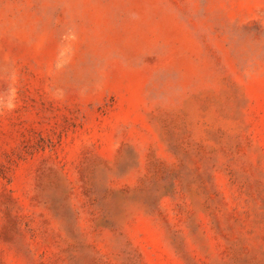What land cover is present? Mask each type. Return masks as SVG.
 I'll list each match as a JSON object with an SVG mask.
<instances>
[{"label":"rangeland","instance_id":"374dc122","mask_svg":"<svg viewBox=\"0 0 264 264\" xmlns=\"http://www.w3.org/2000/svg\"><path fill=\"white\" fill-rule=\"evenodd\" d=\"M0 264H264V0H0Z\"/></svg>","mask_w":264,"mask_h":264}]
</instances>
